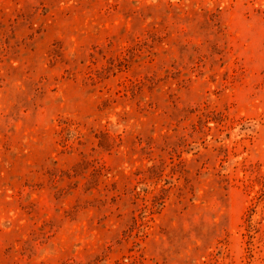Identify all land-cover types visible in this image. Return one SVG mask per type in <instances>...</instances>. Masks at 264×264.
Wrapping results in <instances>:
<instances>
[{
	"label": "rangeland",
	"instance_id": "374dc122",
	"mask_svg": "<svg viewBox=\"0 0 264 264\" xmlns=\"http://www.w3.org/2000/svg\"><path fill=\"white\" fill-rule=\"evenodd\" d=\"M0 264H264V0H0Z\"/></svg>",
	"mask_w": 264,
	"mask_h": 264
}]
</instances>
